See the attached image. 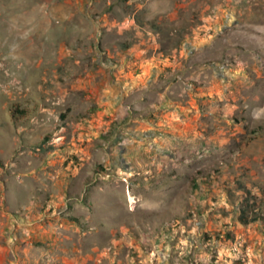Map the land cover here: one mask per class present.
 Here are the masks:
<instances>
[{"label": "rangeland", "instance_id": "1", "mask_svg": "<svg viewBox=\"0 0 264 264\" xmlns=\"http://www.w3.org/2000/svg\"><path fill=\"white\" fill-rule=\"evenodd\" d=\"M2 229L77 264H264V0H0Z\"/></svg>", "mask_w": 264, "mask_h": 264}, {"label": "crops", "instance_id": "2", "mask_svg": "<svg viewBox=\"0 0 264 264\" xmlns=\"http://www.w3.org/2000/svg\"><path fill=\"white\" fill-rule=\"evenodd\" d=\"M24 233L21 240L16 242L10 238L11 234L16 233L0 230V264H77L75 258H68L65 254L69 251L68 254L71 255L76 249L62 250L58 245H48L42 247L44 250L40 248L38 251L34 249L32 241L27 240V231ZM28 236L31 237L30 234ZM31 238L40 240L39 235Z\"/></svg>", "mask_w": 264, "mask_h": 264}, {"label": "trees", "instance_id": "3", "mask_svg": "<svg viewBox=\"0 0 264 264\" xmlns=\"http://www.w3.org/2000/svg\"><path fill=\"white\" fill-rule=\"evenodd\" d=\"M241 189H244V188L241 186ZM253 210H254V202H250L248 197H246V199L244 201V205L240 209L239 221L242 224L247 225L251 222H255V221H258L259 219H262L261 214L255 212V211L252 212L253 215L250 216V213Z\"/></svg>", "mask_w": 264, "mask_h": 264}]
</instances>
